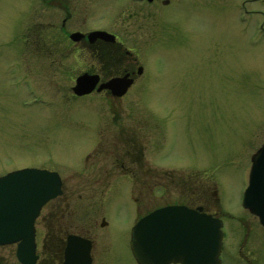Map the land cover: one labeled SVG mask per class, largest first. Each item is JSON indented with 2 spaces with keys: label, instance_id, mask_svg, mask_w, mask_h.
Listing matches in <instances>:
<instances>
[{
  "label": "rangeland",
  "instance_id": "1",
  "mask_svg": "<svg viewBox=\"0 0 264 264\" xmlns=\"http://www.w3.org/2000/svg\"><path fill=\"white\" fill-rule=\"evenodd\" d=\"M88 1L92 27L104 24L103 11L116 3ZM57 2L0 0V175L54 170L69 203L51 215L54 203L43 209L38 253L48 252L46 233L79 232L93 239V264H137L135 221L186 202L224 221L222 264H264V226L241 202L251 155L264 141L263 17L246 14L242 0L171 9L178 29H121L111 17L116 29L109 30L146 76L119 99L77 97L75 75L90 60L51 26L60 23ZM127 136L143 144L136 176L123 154ZM14 250L0 247V257L14 262Z\"/></svg>",
  "mask_w": 264,
  "mask_h": 264
},
{
  "label": "water",
  "instance_id": "2",
  "mask_svg": "<svg viewBox=\"0 0 264 264\" xmlns=\"http://www.w3.org/2000/svg\"><path fill=\"white\" fill-rule=\"evenodd\" d=\"M91 36L114 37L105 31L91 32ZM95 81L96 77L82 74L72 90L77 95L87 94ZM128 85L125 78H117L104 86L122 95ZM251 161L242 205L264 226V143ZM60 192L61 179L55 171L25 167L0 176V245L17 243L16 255L22 264H35V220L42 206ZM222 225L219 218L201 208L160 207L132 227L131 252L138 264H221ZM89 243L69 235L64 264H91Z\"/></svg>",
  "mask_w": 264,
  "mask_h": 264
},
{
  "label": "flooded vegetation",
  "instance_id": "3",
  "mask_svg": "<svg viewBox=\"0 0 264 264\" xmlns=\"http://www.w3.org/2000/svg\"><path fill=\"white\" fill-rule=\"evenodd\" d=\"M41 1L44 3L48 0ZM52 1L56 0H51V2ZM191 2L192 0H116V3L114 2V5L112 6V10H110V7L108 8V5L103 11L104 15L102 17L105 18L104 24L97 27H92L89 26L86 18L88 14H93V11L90 7L93 3L88 4V0H74V3L72 2L73 4L70 5L67 4V1L63 2L59 0V2H57V6L60 9V13L58 14L61 18L60 23L59 25L51 26L53 27V29H57V31L60 32L59 35L62 36L61 40H63V37H65L70 41L68 42V44L73 46V49L77 51L78 55L82 54L81 56H83L84 54H86L88 55L90 60V63L75 75L74 83L76 82V79L82 74H89L93 77H96L95 85L92 91L85 95H76L73 92L74 96L83 97L98 94L107 96L112 99H119L126 96L127 93H129L133 87L142 82L143 78L146 76L144 65L140 63V60L135 55V53L125 45L124 41L119 38L120 36L117 33L109 30L116 29L114 27H111L110 25L112 22L111 17L118 16V19L120 20L119 26L121 29H178L180 27V24H177L178 22L175 23L176 20L171 17V15L174 14H170L169 11L171 9H175L176 12H178L179 8H183V4H185V9L190 8ZM242 2L243 10L246 14H257L258 16L263 17L262 21H264V0H242ZM98 4L99 6L101 5V7H105L106 2L104 0H100ZM247 6L249 7L247 8ZM172 21L173 25L169 24ZM260 28L264 29V23L261 24ZM68 29L74 30L69 31ZM94 31H105L109 34H112L114 37H89V34ZM43 42L45 46L46 42ZM56 42H60L63 44V42L61 41ZM117 78H125L129 81V85L122 95H116L108 86H104L105 84H108L109 82ZM124 144L125 146L123 148V154L126 157V161L128 159L127 162H129L131 166L128 169V172L136 176V172L132 168L133 165L135 166L137 163L141 162L140 157L142 159L144 157L143 144L142 142L139 143L138 141H136L133 137L128 136L126 137ZM122 167L125 166L122 165ZM128 172L125 171V174H128ZM59 175L61 177V193L57 197L49 200L43 206L38 218L40 217L43 209L47 205L51 204V202L54 203V207L51 213H49L50 215L54 212L55 209L61 207L64 202L66 204H69L68 200H66V197L63 198L65 184L61 174ZM167 205H183L194 209L201 208L202 211L211 213L203 204L199 203L191 206V203L190 205H188V203L186 202H180L165 204L162 206ZM69 235H77L90 242L89 253L91 257V264H93V239H91V237L86 234L68 231L62 237H60L59 234L55 235L46 233L44 240L45 247L48 248V252L46 253V256H43L37 251L38 258L35 264H47L54 258L56 259V261L58 260L60 264H64L66 258L67 237ZM12 245L15 246V261L8 263L2 260V258L0 257V264H22L16 257V244Z\"/></svg>",
  "mask_w": 264,
  "mask_h": 264
}]
</instances>
